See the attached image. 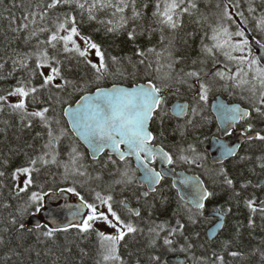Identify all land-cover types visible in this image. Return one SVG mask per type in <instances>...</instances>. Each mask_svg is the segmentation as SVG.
<instances>
[{"label": "snow or ice", "instance_id": "6c2138e0", "mask_svg": "<svg viewBox=\"0 0 264 264\" xmlns=\"http://www.w3.org/2000/svg\"><path fill=\"white\" fill-rule=\"evenodd\" d=\"M243 2L244 0H223V3L215 5L218 11L211 21L207 16L201 17V21L207 25L208 29L201 39V53L206 59L192 61L194 66L199 64L201 67H194L189 71L181 69L180 74L174 76L175 65L181 63L183 58L175 57L171 50L165 49L168 52V72L160 75L163 65L159 64V60L162 53L157 52L154 47L145 50L137 46L135 55L139 59L132 66L135 70L137 64L144 65L148 77L145 83L135 84L131 87H125L118 83H113L110 88L97 86L94 93L81 96L75 107L69 104L67 108L63 109L64 114L70 117L69 124L72 129L79 133V137L92 152L93 160H97V154L105 150L115 153L119 161L124 162L125 165H128L130 157H135L137 168L142 169V176L137 177L136 170L126 166L123 169H118L120 178L114 181L115 184L146 183L150 191H155L154 185L164 179V172L156 171L151 167V163L157 159V156L161 157L162 163L172 165L175 162L171 154L154 145L153 141L157 137L150 128V122L154 118L158 117L161 124L164 122L167 115L163 107L167 103L164 93L171 88L170 82L173 80L187 85L188 89L193 92L195 102L194 105L177 104L175 114L179 116L188 115L189 108L193 116L201 112L217 84L225 90L230 88L246 90L249 94L247 97L248 107L220 103L217 105L218 118L225 125L223 130L225 135H232L229 129L237 123L243 122L242 137L244 140L264 142V127L256 130L254 123L258 120L264 125V10L259 16H256L257 8L249 3L247 6L249 15H245V11L241 10ZM65 7L70 11L59 12L55 17L50 16L51 11ZM149 7V3L138 7L137 0H91V3L89 0H45V2L35 5L29 3L25 7V14L22 17L24 22L13 31H24L29 28V24L33 25L25 42L27 43L31 38H37L34 51L13 59L12 71L8 72L7 76L0 75V80L12 77L17 71V66L20 70L26 71V75L16 79L14 86L0 94V112L6 107L11 109L13 113L20 116L22 121L27 120L29 127L32 121L38 118L47 130L48 137L43 146L47 151H43L35 158H29L27 166L21 165L11 173L12 180L19 181L14 185L16 196L20 197L22 193L26 196L22 207L18 209L19 229L31 233L34 229L28 228L23 222V218L47 210L49 212L48 221L44 225L37 223L34 226L35 230L43 228L42 235L47 238H54L57 233L68 232L69 229H77L81 234L95 232L99 238L105 264H117V262L124 264L119 254L121 241L128 234L142 232L143 229L122 218L114 210V196L110 190L104 194L103 190L92 189L94 200L89 202L81 192L77 191L75 186L59 189L61 193H72L79 199V203L70 211L71 219L62 224L59 222V214L47 209L45 204V198L51 196L54 199L55 193L51 189L45 191V184L37 183V179L42 167L49 164H60L57 159L59 155L57 146L61 137L67 135V130L65 128L54 129L53 123L59 125L60 121L49 115L53 103H67V101H61L59 93L67 92L69 87L73 91H84L90 83L95 82L98 85L106 77L126 78L127 75L123 66V58L108 55L102 50L100 44L90 36L82 34L80 25L83 23L85 10L88 21L104 25L108 33L119 34L127 30V38L135 41L138 36L145 33L151 37L153 33L159 32L161 42L166 38L164 35L166 31L177 32L183 27L184 17L191 16L194 11L198 10L196 0H155V3L151 5L153 10L151 16L148 17L150 20L148 27L137 25L128 30L130 22L135 23L145 19L146 10ZM77 9L80 10L81 19L79 21L76 15L72 14ZM107 9L112 10L110 18L98 19L97 12ZM129 9L130 15L128 14ZM37 18L41 22L39 26ZM251 21H255V30L261 35L259 39L253 36L250 41L247 33L250 31L248 25ZM137 27H141V31L137 32ZM44 33L48 34L46 39H38V36ZM205 38L209 41L208 43H205ZM78 40L82 42L83 46ZM252 41L255 46H258L255 50ZM257 52L261 54H257ZM62 54L63 59H61ZM93 55L97 60L94 61L90 58ZM150 55H155L158 67L153 68V63L149 59ZM31 57H35L34 65H29L27 62ZM221 57H223L222 60ZM73 58L77 59V63L83 62L90 66L93 70V81L81 85L79 81L69 78L67 73L71 72V68L67 67L66 62ZM209 59L212 69L205 70L203 65H206ZM6 63L7 61L0 63V70L5 68ZM43 69L48 71H43ZM153 72L156 75H153ZM131 75L134 76L135 71ZM34 81H38V83ZM53 89L56 91L53 92ZM45 91L49 93L47 99H40ZM12 97L16 98V102H9ZM36 103L41 107L33 108L30 111V104ZM186 124L194 126L191 119L187 120ZM160 134L163 135V132ZM238 147L239 145L230 147L226 143H221L219 145L221 157L217 162L222 163L223 158L235 156ZM70 148L69 156L72 167L70 169L68 164L63 165L64 180L67 181L70 177L92 179L86 166L81 163L84 154L79 152L76 145H71ZM189 149L195 155L191 159L188 156L180 155L179 159L200 166L198 161L206 159V157L197 153V149L192 145H189ZM49 156L51 159L46 158ZM241 159L244 158L241 157ZM259 159L261 167L264 168V156ZM108 163L116 165L117 160L112 159V156L109 155L103 166L107 167ZM218 175L223 177L224 183L229 186L233 185V179L228 177L223 167L219 169ZM5 176L6 173L0 171V177ZM21 177H23L22 180ZM96 179H99V176ZM75 183L76 180L73 179V185ZM181 183L186 185L190 191L185 192L180 196V199L185 201V204L191 203L197 213L202 216L205 207L204 201L213 197L215 193L209 191L199 177H184ZM33 188L39 190H33ZM144 195L147 196L148 193H144ZM119 203L127 207L126 201L121 200ZM246 203L253 213L257 211L254 200L250 199ZM85 209L87 211H84ZM129 211L137 217L141 215L138 210L129 209ZM187 211L192 213V208H188ZM259 211L264 213V201H261ZM222 213L223 210H221ZM188 218L192 223H196L193 215H189ZM98 221L106 224L114 232L106 234L96 229L95 224ZM12 223L16 224L17 219L13 218ZM249 223L251 224L252 221L250 220ZM183 228L184 225L180 220H176L175 227L170 226L167 221L155 224L149 228V232L154 234L152 243L155 244V240L160 237L161 232H166L163 245L168 246L170 251H175L174 241L169 237L178 232L182 234ZM185 239L187 240V238ZM191 247L190 243H186L180 250L187 251ZM230 255L236 256L238 253L231 252ZM213 256H215V260L223 264V256L216 253H213ZM152 260L154 264H162L160 256H153ZM212 264H215V261Z\"/></svg>", "mask_w": 264, "mask_h": 264}, {"label": "trees", "instance_id": "16d2710c", "mask_svg": "<svg viewBox=\"0 0 264 264\" xmlns=\"http://www.w3.org/2000/svg\"><path fill=\"white\" fill-rule=\"evenodd\" d=\"M45 0H0V63L7 61L5 68L0 70V75L7 76V73L12 71V60L19 58L24 53L34 51V45L37 43V38H31L25 42V38L29 36L33 25L29 24V28L24 31H13L21 23L25 14V7L32 3H43ZM198 10L194 11L191 16L184 17V24L181 29L175 33L165 32V39L160 40V33L156 32L149 37L148 33L138 36L135 41L127 38V30L119 34L108 33L105 26L98 22H89L87 12L83 15V23L80 25V30L83 35L90 36L95 42L101 45L110 56L123 58V66L126 69V78L106 77L104 80L97 83H90L84 91H73L71 87L67 92H60L61 101L67 103H53L52 110L49 115L59 120L60 124L53 123V128H65L67 135L61 137L60 143L57 146L59 155L57 159L60 164H49L41 168L37 183L45 184V191L51 189L53 192H60L62 187L75 186L77 191L81 192L89 202L94 200V192L102 191L106 194L111 191L114 196L113 208L121 215L122 218L131 221L138 228L143 229L142 232L128 234L119 245V254L124 261V264H154L153 256H160L162 264H166V257L169 255L183 256L187 264H220V261L215 260L213 253L223 256V264H264V213L259 211L257 204L264 201V187L256 189L254 182L264 178V168L261 167L260 157L264 156V142L249 141L235 158L225 162L222 165H214L209 161L208 155L203 151L202 147L211 138L207 130H200L203 124L210 120L211 114L209 111V102L214 96H222L230 102H238L240 93L238 89L225 90L219 84L215 85L213 91L209 95V101L203 105V110L196 116L189 114L184 119H178L170 112V106L174 101H187L189 105H194L193 92L190 91L185 84L171 81V88L164 93L167 103L163 106L167 115L161 124L159 118H154L151 122V130L157 137L155 144L163 147L174 158L173 167L176 170H182L186 173H192L200 176L207 189L215 193L210 197L203 209V215L200 216L196 209L185 204L177 191L172 187L171 181L163 179L159 188L152 193L138 187L136 182L128 185L115 184L114 181L119 179L118 169L124 167L133 168L129 163H119L116 165L111 163L104 167L103 164L108 160V155L104 154L97 161L92 160L83 146L72 135L66 120L63 117V109L69 104L73 105L81 96L86 93L95 91L96 87H110L113 83H118L125 86H133L135 84L145 83L147 80L146 70L144 65H138L133 69V63L139 59L135 55L137 46L140 49L155 48L157 52H161L159 64L163 65L160 75L168 72V52L169 49L175 57H181L182 62L175 65L173 75L180 74V70H192L194 67L199 68L201 65H193V60L206 59L201 53V39L207 31V25L201 21L202 16L209 17V21L214 18V14L218 11L215 7L217 3H223V0H196ZM91 3V0H89ZM144 3H149L150 7L146 10V17L143 20L131 23L128 30L137 25L144 28L148 27L151 16L152 7L155 0H137V6ZM252 3L257 8L256 16H259L264 10V0H244L242 9L245 15L247 6ZM23 5V7H22ZM70 11L68 8H60L50 12V16L55 17L59 12ZM111 9L97 12L98 19L110 18ZM76 15L77 20L81 19L80 10L72 13ZM130 15V9L128 10ZM251 20V17H250ZM201 21V22H198ZM41 22L37 18V25ZM251 36L257 39L260 35L255 30V21H251L248 25ZM99 29V31H97ZM141 31V27H137V32ZM47 33L40 34L38 39H46ZM171 41V44H169ZM79 43L82 42L78 40ZM209 41L205 38V43ZM51 51V50H50ZM63 59V54L61 55ZM149 59L153 63V68L158 67L155 55H150ZM223 57H221V60ZM35 57L28 59L29 65H34ZM131 61V62H130ZM67 67L71 68V72L67 73L70 79L77 80L83 85L86 82L93 81V70L90 66L83 62L77 63V59L73 58L66 62ZM205 70L212 69L211 60H208L206 65H203ZM43 71H48L43 69ZM135 71V75H131ZM152 71V70H148ZM26 75V71H22L17 66V71L12 77L0 80V94L5 93L15 85L16 79ZM153 75H156L153 72ZM38 83V81H34ZM56 90L53 89V92ZM49 93L45 91L40 99H47ZM10 102V101H9ZM248 106V105H247ZM40 104H30L29 110L33 108L39 109ZM193 120V125L186 124L187 120ZM256 130L264 127L258 120L254 121ZM163 132V135L160 133ZM59 134L58 132L56 133ZM47 130L43 127L39 119L32 121L31 126H28L27 120H21L20 116L13 113L11 109L5 108L0 112V171L6 173L5 177H0V264H105L102 258V249L100 248L99 238L95 232L90 234H81L77 229H69L68 232L57 233L54 238H47L42 235L43 228L35 230L31 233L19 229V214L18 209L22 207L26 196L22 193L20 197L16 196L15 187L19 181H13L11 173L21 165L27 166L29 158H35L41 155L43 148L47 142ZM199 144H198V143ZM76 145L79 152L84 154L81 161L92 179L87 177H70L67 181L64 180V164L72 167L69 153L70 146ZM189 145L197 149V153L206 157L199 160L197 164L186 163L179 159L180 155L188 156ZM199 147H198V146ZM183 149V151H181ZM195 154L192 153V157ZM243 157L244 159H241ZM51 159V157H46ZM114 159V158H112ZM115 160V159H114ZM7 162V163H5ZM131 164V165H130ZM223 167L230 179H233L232 186L223 182V177L218 175L219 169ZM209 174V177L207 176ZM35 175V174H34ZM136 175V171H135ZM99 176V179L96 177ZM23 177H21L22 180ZM73 179L76 183L73 185ZM246 185V186H245ZM33 190H39L33 188ZM148 193L143 196L142 192ZM23 197V199H22ZM254 200V206L257 211L253 213L247 206L248 200ZM124 200L130 206L140 212V216L133 215L128 209L126 210L119 202ZM98 203V202H97ZM192 208V213L187 211ZM214 209L226 210L229 209V214L225 218L223 230L219 232V236L211 241L206 235V230L212 223L207 217V213ZM103 210V209H102ZM189 215H193L196 223L189 220ZM32 216V215H31ZM30 216L23 218L26 224ZM13 218L17 219V223L13 224ZM176 220L184 225L182 234L176 233L169 237L173 239L175 251H170L168 246L163 245V238L166 232H161L160 237L152 243L154 234L149 232V228L155 224L167 221L172 227L176 226ZM252 221L250 224L249 221ZM44 225V224H42ZM101 222H96L95 228L103 231L100 227ZM104 232V231H103ZM187 238V240L185 239ZM227 242V244H226ZM186 243H190L192 247L187 251H181V247ZM231 252H237L238 255L232 256ZM119 264V262H117Z\"/></svg>", "mask_w": 264, "mask_h": 264}, {"label": "water", "instance_id": "95a60500", "mask_svg": "<svg viewBox=\"0 0 264 264\" xmlns=\"http://www.w3.org/2000/svg\"><path fill=\"white\" fill-rule=\"evenodd\" d=\"M247 35L249 36V39L251 41L253 36H251V34L249 32L247 33ZM252 43L254 44V41H252ZM256 47H258V46H255V44H254V50H255ZM257 54H261V53L257 52ZM122 86H125V85H122ZM110 87H106V88H110ZM125 87H131V86H125ZM94 92L95 91L90 92V93H94ZM90 93H86L85 95H88ZM85 95H83V96H85ZM76 102L72 105L73 107L76 106ZM220 103L229 104V102L225 98H223L222 96L221 97L217 96L212 101L211 107H210V111H212L213 115L216 118L217 123L219 124V127H220L219 136L220 137L212 138L211 142L208 145L205 146L206 151L209 153L211 164H214V165H222V164H224V162L235 158L236 155L239 153V151L241 149V145L246 141L242 137V132H236L235 136L233 138H231V139H226L225 138L226 136H228V135H225L224 131H223L225 125L222 122V120L218 118L219 114L217 112V105L220 104ZM177 104H188L189 105V103L187 101H184V102H182V101H174L172 103V105L170 106V112L172 113V115L175 116L178 119H183V118H185V116H179V115L175 114L176 113V105ZM234 104H237V103H234ZM63 116H64L65 120L67 121L68 127H69L70 131L72 132L73 136L78 141L81 142V144L84 146V148L89 153L90 158L93 160L92 152L89 150L87 144L82 140V138L79 137V133L76 132L75 130H73L71 125L69 124L70 117L65 115L64 112H63ZM151 122H150V125H151ZM150 128H151V126H150ZM233 128L229 129V131H231ZM153 143H154V141H153ZM221 143H226L230 147H233L235 145H239V147L236 148V153L237 154L235 156H228L226 158H223L222 163H218L217 160H218V158L221 157V153L219 151V145ZM155 146L157 148H163V147H161L159 145H155ZM121 148H124V146L122 145ZM164 151L167 152V150H165V149H164ZM105 152L108 153L111 156L114 155L119 160L118 156L115 153H111L109 150H105L102 153H98L97 154V157H98L97 160H99L101 158V156ZM130 159L133 160V164L135 165V168L139 171V175L138 176L141 177L142 176V169H138L137 168V162L135 160V157H130ZM97 160H94V161H97ZM157 161L159 163V168L157 170L156 169L155 170L164 172V178L169 179L171 181L172 187H174V189L177 191L179 198H180V196L184 195L185 192H189L190 191V189L186 185L181 183V181L184 179V177H193V176H195V177H199L200 180L203 181V179L200 176L196 175V174H192V173H188V172L186 173L185 171H182V170H176V169H174L172 167V165H168L167 163H162V160H161L160 156H157ZM161 182H162V180L158 184L154 185L156 190L159 188V185L161 184ZM138 185L145 186L149 193H152V192L156 191V190L155 191H150L149 186L146 183H138ZM204 186L206 187L205 183H204ZM262 186H264V178H262V180H259V181L255 182V187H262ZM54 193H55V198L54 199L51 196L45 198L46 208L47 209H51L53 212L59 214V222H61L62 224L66 223L67 220L71 219L70 211H71L72 208H74L79 203V199H78V197H76L74 194H71V193H61V192H54ZM183 202H185V201H183ZM206 202H207V200L204 201L205 205H206ZM187 205H190L193 209H195L192 206L191 203H188ZM260 206H261V203L258 205V208H260ZM130 207H131L130 204L127 202V207H125V208L127 209V208H130ZM133 209H135V208H133ZM135 210H137V209H135ZM84 211H87V210L85 209ZM229 211H230L229 209H226L221 214V211L219 209H214V211H211V212L207 213V218L208 219L215 220L214 225L209 227L207 229V231H206V235H207L209 240L213 241L219 236V232L223 230V227L225 225V218L229 214ZM48 217H49V212L47 210L41 212L38 215H36V214L32 215L27 220L26 226L28 228H31V227L34 228V226L37 223H39L41 225L45 224L48 221ZM165 261H166V264H187V261L185 260V258L183 256H180V255L179 256L169 255V256L166 257Z\"/></svg>", "mask_w": 264, "mask_h": 264}, {"label": "flooded vegetation", "instance_id": "af4514ba", "mask_svg": "<svg viewBox=\"0 0 264 264\" xmlns=\"http://www.w3.org/2000/svg\"><path fill=\"white\" fill-rule=\"evenodd\" d=\"M238 92L240 93V97H239V100L241 101V104L240 103H238V102H236V101H234V102H230L229 100H228V102H229V104H234V103H237V104H239L241 107H248L247 105H248V100H247V97H248V92L246 91V90H243V89H238ZM217 96H214L213 98H211V100H210V102H209V111H210V107H211V103H212V101L214 100V98H216ZM226 99V98H225ZM210 114H211V117H210V120H208V121H206L204 124H203V126H201V128H200V130H207V132L209 133V135L211 136V138L208 140V142L207 143H205L204 145H203V147H202V149H203V151L208 155V158H209V160H210V156H209V153L206 151V148H205V146L206 145H208L210 142H211V139L212 138H214V137H220L219 136V133H220V131H218V129H220V127H219V124L217 123V121H216V118H215V116L213 115V113H212V111H210ZM187 116V115H186ZM185 116V117H186ZM243 131V122H239V123H237L236 125H235V127L231 130V133H232V135H228V136H226L225 138L226 139H231V138H233L234 136H235V133L236 132H242ZM249 141H245L242 145H241V149L243 148V145H245L246 143H248ZM198 143V142H197ZM154 144H155V141H154ZM199 144V143H198ZM82 145V144H81ZM155 145H157V144H155ZM83 146V145H82ZM198 146V145H197ZM200 146V145H199ZM198 146V147H199ZM83 148H84V146H83ZM85 149V148H84ZM123 149V148H122ZM241 149H240V151H241ZM85 151L87 152V150L85 149ZM239 151V152H240ZM88 153V152H87ZM89 154V153H88ZM104 154H107L108 156H109V154L108 153H104ZM103 154V155H104ZM102 155V156H103ZM189 158L191 159L192 158V153H190L189 152ZM89 157H90V155H89ZM112 158H114L115 160H117L119 163H124V162H121V161H119L114 155L112 156ZM129 163H131L132 165H133V168L136 170V176L137 177H139L138 175H139V171L135 168V165L133 164V160L132 159H130L129 158ZM128 163V164H129ZM225 163V162H224ZM130 164V165H131ZM151 166L153 167V168H155L156 170L159 168V163H158V161H157V159L155 160V161H153L152 163H151ZM169 180V179H168ZM137 183V182H136ZM255 184V183H254ZM137 185H138V183H137ZM138 187H140V188H143L145 191H147V188L145 187V186H140V185H138ZM254 187H255V185H254ZM262 187H264V186H262ZM262 187H255L256 189H261ZM145 191L144 192H142V195L143 196H145L144 195V193H145ZM257 206V205H256ZM128 210L129 209H132V207H130V208H127ZM212 223L210 224V226L209 227H211V226H213L214 225V223H215V220H210ZM106 234H108L107 232H106Z\"/></svg>", "mask_w": 264, "mask_h": 264}, {"label": "rangeland", "instance_id": "374dc122", "mask_svg": "<svg viewBox=\"0 0 264 264\" xmlns=\"http://www.w3.org/2000/svg\"><path fill=\"white\" fill-rule=\"evenodd\" d=\"M83 46V45H82ZM91 59H93L94 61L97 60V58L93 55L90 57ZM10 102H16V98L15 97H12L10 98ZM71 169V168H70ZM207 176L209 177V174H207ZM23 179V178H22ZM101 229L106 233H112L114 232L113 229H111L110 227H108L106 224L102 223L101 222V225H100Z\"/></svg>", "mask_w": 264, "mask_h": 264}, {"label": "bare ground", "instance_id": "6f19581e", "mask_svg": "<svg viewBox=\"0 0 264 264\" xmlns=\"http://www.w3.org/2000/svg\"><path fill=\"white\" fill-rule=\"evenodd\" d=\"M186 260V259H185Z\"/></svg>", "mask_w": 264, "mask_h": 264}]
</instances>
